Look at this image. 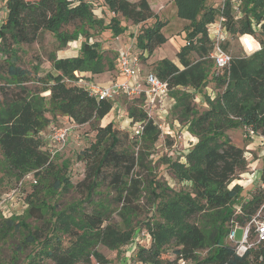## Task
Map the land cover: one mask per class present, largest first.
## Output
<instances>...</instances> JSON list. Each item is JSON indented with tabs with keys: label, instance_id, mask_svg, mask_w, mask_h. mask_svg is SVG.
<instances>
[{
	"label": "trees",
	"instance_id": "trees-1",
	"mask_svg": "<svg viewBox=\"0 0 264 264\" xmlns=\"http://www.w3.org/2000/svg\"><path fill=\"white\" fill-rule=\"evenodd\" d=\"M3 1L0 176L15 181L17 188L28 176L37 183L29 180L35 185L24 198L25 215L0 212V264H106L98 247L120 251L135 242L139 230L150 238V246L134 250L139 264H264V243L241 257L227 242L235 224L245 226L257 213L264 190L255 186L246 196L245 186L230 187L247 160L246 150L226 133L243 129L249 140L264 138V0H224L229 37L251 35L261 49L247 57L233 56L230 69L220 75L206 58L211 50L206 26L217 20L222 7L202 12L200 0H174L179 17L190 23L187 40L197 44L178 52L183 69L168 58L150 64L151 72L169 84L176 101L174 119L198 138L185 163L167 159L169 171L184 185L180 189L161 180L145 162V149L162 136L148 119L145 96L121 95L131 125L144 127L137 135L111 122L102 125L114 103L90 96L81 82L119 73L114 45L122 36L133 40L141 60L166 43L163 29L168 23L149 2L99 0L106 19L88 0ZM122 18L140 28L136 35L128 32ZM46 34L57 42V50L81 41L79 54L58 57L50 51L49 66L37 56L24 68L20 51L30 52ZM103 34L107 37L97 40ZM194 49L199 59L192 62L187 56ZM210 83L222 89L215 98L204 93ZM197 94L207 104L203 112L196 110ZM55 120L95 131L88 146L74 151L75 162L85 169L77 183L70 170L73 161L62 159V151L52 157L45 149V133ZM260 181L264 183V169ZM72 193L76 202L63 207L62 197Z\"/></svg>",
	"mask_w": 264,
	"mask_h": 264
},
{
	"label": "rangeland",
	"instance_id": "rangeland-1",
	"mask_svg": "<svg viewBox=\"0 0 264 264\" xmlns=\"http://www.w3.org/2000/svg\"><path fill=\"white\" fill-rule=\"evenodd\" d=\"M88 1H90L93 8L95 9V13L100 16L101 13L98 6L99 0ZM149 1L154 5L163 6L160 12V18L168 23L163 31L164 35L167 38V41L161 47L155 50L152 57L148 58L147 60L142 58L141 72L143 71L147 73L153 71L150 62L152 63L153 61H156L160 58H168L178 64L181 69H183L177 58V54L186 45L188 26L190 23L187 22V20L179 17L178 8L174 1ZM200 1L202 12L205 9L210 8L220 10L224 3V0ZM3 3L4 1L0 0V9L3 7ZM101 16H104L106 19L109 18L107 14L104 15L102 13ZM121 20L123 25L128 26L129 33H133L136 35L140 30V28L133 25L131 21L124 20V18H122ZM207 36L209 39L208 32ZM106 37L107 35L103 34L102 37L100 36L99 38H97V40H104ZM122 39L126 40L122 36L116 42L118 43L119 41H122ZM228 41L229 43L227 44V46L229 47L227 49L230 51V53L233 56L239 55L242 51L239 37H229ZM127 42H130V44H132L133 40ZM111 45H113L112 41L110 42V44H105L104 49L110 47ZM80 46L81 41H77L70 43L65 49L57 50V42L51 35L46 34L40 44L35 43L34 45L30 46V48H28L30 52L20 51L21 59L19 61V64L24 68H30L33 58L42 56V62L44 64L43 66L46 67L49 66L47 64L48 52L56 51L58 57H73L79 54ZM117 48V45H114V50L116 51V53H118ZM187 58L192 62H195L199 59L195 49L191 50ZM29 86L32 85L29 84ZM221 90L222 89H218L215 85L210 83L204 88V93H206L208 96H211V98H215L217 93L221 92ZM112 102L114 103V109L108 116L104 118L101 124L106 125L111 122L120 130H128L135 134V126L131 125V121L127 117V107L125 104L126 98L124 96H119ZM194 104L196 105V110H198L199 112H203L204 110L208 109L206 102L203 101V97L200 94H197V96L195 97ZM174 118H177L175 114L169 115L167 117V123L170 125L171 135H167V133H165L164 137L161 136L159 142L155 146L145 149V155L143 156L146 164L150 166L155 175L157 174V176L161 180L167 181L169 185L173 186L174 188L180 189L184 185L178 184L177 180H175L174 178V174L169 171L167 159L170 158L172 160H178L182 163H185L187 161L188 154L197 145L198 138L194 137L190 132H188L186 125L180 124V122ZM58 124H64L61 127L72 128L68 144L63 150H61V153L62 159H68L71 160V162L73 161L70 170H72L71 175L73 182L77 183L84 177L85 169L82 162H75L74 151H76L80 147L88 146L94 140L95 131H93L89 125L78 127L77 125L70 123L67 120H55L52 123V125L57 126ZM166 132H168V129L166 130ZM226 133L233 143L246 150L245 156L247 160L246 167L240 171L237 179L230 185V187H233L236 184L243 185L245 186V192H247L245 195L248 196L252 188H254L255 186L259 187V185L261 184L260 177L264 169V141L261 140L260 137H254L252 140L247 139L243 129L228 130ZM49 134L50 129L45 133L44 138ZM48 147L51 148L50 145H46L45 149H47ZM55 156L56 155H54V157ZM33 185L35 184L30 183L29 179H27L21 187L17 188V183L15 181H11L9 179H4L2 181V178L0 176V212L6 217L12 216L14 214L25 215L24 210L26 208V204L24 198L31 191V187ZM62 200L63 207H66L73 202H76L77 197L72 193L62 197ZM29 222L35 224L33 220H29ZM146 232V230H139L138 234L136 235L135 242L121 248L120 251H113L104 245H100L98 249L107 259L108 263L106 264H139L135 261L133 254L137 245L147 247L150 246V238L145 235L147 234ZM242 236L243 229L238 228L236 241L240 242L242 240ZM251 239L252 241H255L254 233L252 234ZM227 242L231 245L233 244L229 240H227Z\"/></svg>",
	"mask_w": 264,
	"mask_h": 264
},
{
	"label": "built area",
	"instance_id": "built-area-1",
	"mask_svg": "<svg viewBox=\"0 0 264 264\" xmlns=\"http://www.w3.org/2000/svg\"><path fill=\"white\" fill-rule=\"evenodd\" d=\"M224 7L222 5L221 15L207 25V32L211 42V50L206 57L211 60L217 74H224L230 69L233 61V55L227 49L229 33L227 31V17L224 15ZM235 11L239 10V4L234 3ZM242 47L241 55L244 57L250 56L261 49L260 43L251 35L245 34L239 37ZM197 40H187L186 46H194ZM119 73L123 80H115L109 86H99L90 81L81 80L87 88L90 96L95 97L99 101L115 100L121 95L127 96H145V111L148 119L153 120L159 127L164 137L165 133L171 135L170 125L167 123V117L172 114L176 106V101L170 96V87L168 82L161 80L153 72H147L144 78L140 77L142 60L139 51L134 43L121 48L118 51ZM142 124H136L134 132L139 135L143 131ZM168 129V132L166 130ZM71 127H61L57 125L50 126V134L44 140L51 148H47L48 152L53 157L63 150L69 141ZM27 179L37 183L31 176ZM264 190V183L260 184ZM243 229V236L240 242L236 241L237 229ZM255 234V241H252L251 236ZM149 237L148 234H145ZM227 240L233 243L236 253L239 256H244L248 251L256 248L264 243V202L245 226L235 224L228 234ZM101 264V263H99ZM180 264H185L181 261Z\"/></svg>",
	"mask_w": 264,
	"mask_h": 264
},
{
	"label": "crops",
	"instance_id": "crops-1",
	"mask_svg": "<svg viewBox=\"0 0 264 264\" xmlns=\"http://www.w3.org/2000/svg\"><path fill=\"white\" fill-rule=\"evenodd\" d=\"M129 1H131V2H138L139 0H129ZM148 2H149V4H150V6H151V8L153 9V11L155 12V13H157L159 16L161 15V9L163 8V6L161 5V6H158V5H154L153 3H151L149 0H147ZM172 1H174V0H172ZM4 12H5V9L2 7L1 9H0V17H1V19L3 18V14H4ZM161 17V16H160ZM187 22H189V21H187ZM163 31H164V29H163ZM130 44V42H127L126 40H123L122 39V41H119L118 43L116 42V44L115 45H117V50L119 51L121 48H124V47H126L127 45H129ZM146 76V73L145 72H141V74H140V77H142V78H144ZM114 80H123V78L120 76V74L119 73H115V74H110V73H104V74H100V75H97V76H94L92 79H91V81L93 82V83H95V84H97V85H99V86H109V85H111L112 84V82L114 81ZM261 138V137H260ZM261 140H263L264 141V138H261Z\"/></svg>",
	"mask_w": 264,
	"mask_h": 264
}]
</instances>
